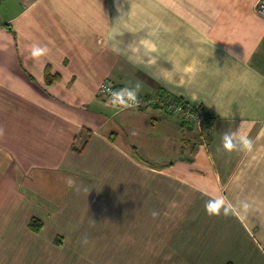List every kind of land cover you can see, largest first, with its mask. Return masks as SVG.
Masks as SVG:
<instances>
[{"label":"crops","instance_id":"0c3cea01","mask_svg":"<svg viewBox=\"0 0 264 264\" xmlns=\"http://www.w3.org/2000/svg\"><path fill=\"white\" fill-rule=\"evenodd\" d=\"M257 1L0 0V264H264ZM105 80L201 104L207 144Z\"/></svg>","mask_w":264,"mask_h":264},{"label":"built area","instance_id":"2783aa9c","mask_svg":"<svg viewBox=\"0 0 264 264\" xmlns=\"http://www.w3.org/2000/svg\"><path fill=\"white\" fill-rule=\"evenodd\" d=\"M257 13L264 15V0H258L255 7ZM97 92L101 97L110 103L116 100L113 93H119L124 95L126 92L115 88V85L110 80L103 81L97 89ZM138 104L132 107H123L116 103L120 108H142L148 106H161L168 114H171L184 122L192 125L199 126L203 123L205 117V111L199 104H192L184 100L178 99L171 94H159V93H148V94H137ZM132 102L129 101V104ZM114 104V103H113Z\"/></svg>","mask_w":264,"mask_h":264},{"label":"clouds","instance_id":"9594fccd","mask_svg":"<svg viewBox=\"0 0 264 264\" xmlns=\"http://www.w3.org/2000/svg\"><path fill=\"white\" fill-rule=\"evenodd\" d=\"M46 51V48L33 46L31 54L33 57H37L43 55ZM139 87L140 85L137 84L135 91L128 89L124 95H120L119 93H113V95L116 97V100L113 101V103H118L123 107H132L133 105L138 104L139 101L137 100V91L139 90ZM121 92H125V90L122 89ZM129 101H131L132 103L129 104ZM0 132H2V130H0ZM241 145L244 148H251L252 142L246 136H241ZM223 147L227 150H232L236 147L233 143V137L231 135L225 134L223 136ZM65 183L68 185V187H73L76 181L72 177H66ZM206 207L208 208L209 212H219V206L216 203L208 204ZM153 215H155V213H153Z\"/></svg>","mask_w":264,"mask_h":264},{"label":"rangeland","instance_id":"374dc122","mask_svg":"<svg viewBox=\"0 0 264 264\" xmlns=\"http://www.w3.org/2000/svg\"><path fill=\"white\" fill-rule=\"evenodd\" d=\"M110 105H115V106H117L118 107V105H116V104H113V103H110V102H108ZM199 104V103H198ZM199 105H201V104H199ZM201 107L203 108V110L205 111V114L206 115H209V117H210V120H209V123L206 121V119H205V117H204V119H203V123H201L199 126H196V125H194L195 126V128L198 130L197 132L201 135V138L203 139L202 140V143H204V144H207V141H208V133H209V130H210V128H211V125H212V123H213V121H214V116H212V115H210L207 111H206V109L201 105ZM205 115V116H206Z\"/></svg>","mask_w":264,"mask_h":264},{"label":"trees","instance_id":"16d2710c","mask_svg":"<svg viewBox=\"0 0 264 264\" xmlns=\"http://www.w3.org/2000/svg\"><path fill=\"white\" fill-rule=\"evenodd\" d=\"M45 74H46V73H45ZM46 79H47V81H49L48 76H46ZM159 94H165V92H162V93H159ZM205 119H206V121L209 123V120H210L209 115H206V116H205ZM33 226H35V225H33ZM35 229H36V227H35ZM228 264H230V263H228Z\"/></svg>","mask_w":264,"mask_h":264}]
</instances>
